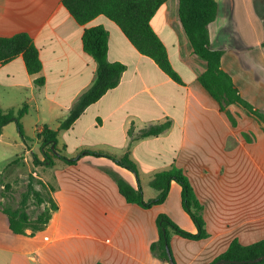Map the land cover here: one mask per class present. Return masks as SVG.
I'll return each mask as SVG.
<instances>
[{"label":"crops","instance_id":"0c3cea01","mask_svg":"<svg viewBox=\"0 0 264 264\" xmlns=\"http://www.w3.org/2000/svg\"><path fill=\"white\" fill-rule=\"evenodd\" d=\"M214 1L211 48L222 52L221 67L241 97L264 113V0ZM178 9L179 0H167L150 20L178 77L174 81L104 16L81 26L62 0H0V38L27 33L42 65L30 75L22 56L0 64V109L26 105L20 123L32 134L25 136L27 148L11 122L2 127L0 144L22 151L17 158L26 164H32V153L43 161L37 135L47 127L57 131L55 147L66 159L84 151L127 155L137 170L92 155L67 164L52 149V165L36 170L51 187L57 209L32 235L13 233L0 209V264H169L150 252L158 239L157 217L165 215L183 231L197 233L182 208L181 187L172 181L163 203L143 209L125 201L117 181L140 189L148 201L158 194L150 181L172 168L188 179L209 235L193 241L171 233L173 264H210L233 241L248 246L264 239V125L230 105L232 125L200 85L206 65L193 53ZM99 26L108 33L107 60L124 71L117 86L86 107L68 129L58 130L96 78L97 66L83 51L82 35ZM39 78L41 86L35 84ZM165 123L169 127L162 134L140 137Z\"/></svg>","mask_w":264,"mask_h":264},{"label":"trees","instance_id":"16d2710c","mask_svg":"<svg viewBox=\"0 0 264 264\" xmlns=\"http://www.w3.org/2000/svg\"><path fill=\"white\" fill-rule=\"evenodd\" d=\"M166 1L62 0V5L75 22L81 26L87 24L99 15L112 21L140 54L153 60L166 75L174 81H178L177 75L173 72L169 64L164 46L150 26L151 18ZM216 12L217 5L214 0H179V20L185 35L191 44L193 53L203 60L206 65V70L199 76L198 81L218 104L219 110L227 115L232 125H235V120L228 112L230 105H236L242 108L248 115L255 118L257 122L264 125V113L241 97L239 90L221 67L220 60L222 52L211 48L208 25L215 20ZM107 38L108 33L101 26L84 30L82 47L83 51L90 55L96 63V78L92 86L79 97L67 118L60 123L58 130L68 129L86 107L96 102L108 90L117 86L121 74L124 71V66L119 63H111L107 60ZM17 56H22L28 74L36 75L41 71L42 65L38 50L29 35L25 32L17 33L8 38H0V64H6ZM35 84L41 86L43 79H37ZM26 114V105L7 111L0 109V131L5 125L14 122L19 135L28 148V140L23 135V129L20 123L21 118ZM168 127V123L152 127L143 131L140 137L158 136L165 132ZM56 135L57 131H51L47 127H44L37 135L39 152L43 157V161H40L32 153L31 156L34 166L52 165V158L49 152L54 150L56 152L54 156L60 158L67 164H75L83 155H92L95 157H106L116 165L130 172L136 173L137 171L135 165L127 155L116 157L103 152L84 151L73 159H66L57 153L58 151L55 147ZM172 181L181 187L182 208L193 221L197 233H187L174 224L167 216L159 215L156 220L158 239L150 245V252L154 257L164 263H169V258L171 259L169 248V237L171 233L193 241L204 240L209 236L202 217L203 208L196 198L188 179L181 170L176 168L156 174L150 181V186L158 194L154 199L148 201L143 200L140 189L135 190L122 180L117 181L119 193L125 201L136 204L143 209H149L152 206L163 203L167 197ZM30 192H33L31 186H29L28 193L22 196L19 207L17 208L0 206V209L8 217L11 231L15 234L27 235L29 231V234L32 235L42 230L48 224L53 212L57 209L56 204L49 195L45 205V217L42 219L37 218V221H32L24 209ZM263 255L264 239L248 246H242L237 241H233L228 249L210 264H214L221 259L237 261L253 260ZM254 264H264V260Z\"/></svg>","mask_w":264,"mask_h":264},{"label":"rangeland","instance_id":"374dc122","mask_svg":"<svg viewBox=\"0 0 264 264\" xmlns=\"http://www.w3.org/2000/svg\"><path fill=\"white\" fill-rule=\"evenodd\" d=\"M23 135L32 138L30 128L23 130ZM35 151L38 153V148H35ZM15 152V148L0 144V206L19 207L22 196L28 193L29 186H31L33 192L28 194L24 209L32 221H37V218L42 219L45 217V205L51 187L46 186L39 179L40 174L37 172L36 167L41 166L33 165L31 155L30 161L32 164L27 163L29 164L27 167L24 158L20 160L17 158L22 151ZM49 155L51 156L53 153L49 152Z\"/></svg>","mask_w":264,"mask_h":264},{"label":"water","instance_id":"95a60500","mask_svg":"<svg viewBox=\"0 0 264 264\" xmlns=\"http://www.w3.org/2000/svg\"><path fill=\"white\" fill-rule=\"evenodd\" d=\"M53 149V146H52ZM264 260V255L261 257H258L256 259L253 260H242V261H237V260H226V259H221L218 260L217 262H215L214 264H254V263H258ZM169 264H173L172 260L169 258Z\"/></svg>","mask_w":264,"mask_h":264}]
</instances>
